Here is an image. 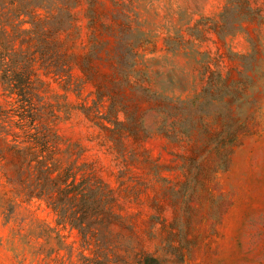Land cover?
<instances>
[{"label": "rangeland", "instance_id": "1", "mask_svg": "<svg viewBox=\"0 0 264 264\" xmlns=\"http://www.w3.org/2000/svg\"><path fill=\"white\" fill-rule=\"evenodd\" d=\"M42 1L43 28L59 26L43 46L63 40L72 83L40 74L34 120L8 135L59 157L90 243L29 196L35 171L12 177L0 158V264H79V250L88 264H264V0ZM87 55L116 96L85 78ZM13 96L0 84V106Z\"/></svg>", "mask_w": 264, "mask_h": 264}, {"label": "trees", "instance_id": "2", "mask_svg": "<svg viewBox=\"0 0 264 264\" xmlns=\"http://www.w3.org/2000/svg\"><path fill=\"white\" fill-rule=\"evenodd\" d=\"M7 1L9 0H0V6L6 4ZM13 1L12 6H6V10L4 5V11L0 15V84L9 94L14 95L11 106L4 108L0 106V158L3 159L4 166L7 167L12 177L14 175L20 177L22 174L28 177L32 172H36V177L27 184L29 196L44 199L57 216L56 224H69L76 228L81 238V246H87L90 243L88 214L85 209L71 211L70 201L75 197L69 200L63 199V192L74 193L69 187L64 188V185L69 186L67 183L69 181L62 172H57L54 167L50 166V160L47 161V157H51L54 162L59 163V157L52 156V152L40 154L39 150H15L18 144L16 143L15 146L8 135L7 122L10 119L19 124L28 118L34 120L37 111L30 103L34 99L33 93L35 94L33 85L39 80L40 74L54 78L65 89H69L72 83L69 74L71 66L68 62L72 52L64 55L63 50L59 51L63 46V40L55 42L52 48L43 46L45 41L43 32L53 33L59 28V26H48L44 29L42 22L37 18L41 14L39 9L43 8V1ZM72 4L76 6L77 2L74 1ZM66 43V48L74 47L73 41ZM93 59L95 58L87 55L82 60L81 69L85 78L98 82L97 91L100 98L109 92L116 96L121 89L108 88L102 83L105 80H116L109 78L117 75H107L100 67L104 60ZM123 81L128 80L124 77ZM113 113L116 116L117 110ZM89 115L90 112L87 113V116ZM116 119L120 122L117 117ZM102 125L105 126L103 122ZM66 195L70 197L69 194ZM51 228L53 229V226ZM79 255L84 261L79 264H88L87 260L91 256L87 255L84 250H79ZM155 260L151 254H146L138 264H154Z\"/></svg>", "mask_w": 264, "mask_h": 264}]
</instances>
